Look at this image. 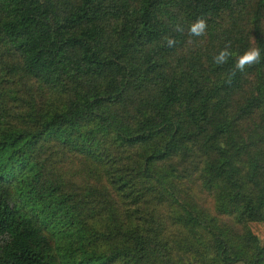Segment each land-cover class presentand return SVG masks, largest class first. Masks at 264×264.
I'll return each mask as SVG.
<instances>
[{"label": "trees", "instance_id": "16d2710c", "mask_svg": "<svg viewBox=\"0 0 264 264\" xmlns=\"http://www.w3.org/2000/svg\"><path fill=\"white\" fill-rule=\"evenodd\" d=\"M0 51V264H264V0H0Z\"/></svg>", "mask_w": 264, "mask_h": 264}, {"label": "clouds", "instance_id": "9594fccd", "mask_svg": "<svg viewBox=\"0 0 264 264\" xmlns=\"http://www.w3.org/2000/svg\"><path fill=\"white\" fill-rule=\"evenodd\" d=\"M207 28V21L203 17L197 18L189 26V35L191 36H202ZM183 28L180 25H177L175 31L183 32ZM166 46L171 48L174 47L177 41L171 37H165ZM229 45H226L223 50L219 52L218 55L214 56V63L217 65H224L228 63L229 58L232 56V53L228 50ZM261 61V52L259 48H250L242 55H239L234 63L233 68L226 74L227 80L226 83H231L232 79L235 77L236 72H244L247 67H251L255 64H258Z\"/></svg>", "mask_w": 264, "mask_h": 264}, {"label": "rangeland", "instance_id": "374dc122", "mask_svg": "<svg viewBox=\"0 0 264 264\" xmlns=\"http://www.w3.org/2000/svg\"><path fill=\"white\" fill-rule=\"evenodd\" d=\"M11 59L5 54V52L0 51V89L2 87L3 90L9 91L13 90L16 87L15 82L17 81V75H13V72H10V67L12 66ZM17 102H21V99L19 97V94H16L12 101L8 102V106H10L12 109L17 110ZM7 106V105H6ZM5 106L4 98L1 95L0 91V128L7 126L9 124H15V122H19V119L15 117L14 111L13 114L7 115V107ZM23 109V108H22ZM22 109L20 108L19 111L22 112ZM18 111V110H17ZM17 122V123H18ZM251 228L255 235L259 239H263L264 237V224L263 223H252Z\"/></svg>", "mask_w": 264, "mask_h": 264}, {"label": "crops", "instance_id": "0c3cea01", "mask_svg": "<svg viewBox=\"0 0 264 264\" xmlns=\"http://www.w3.org/2000/svg\"><path fill=\"white\" fill-rule=\"evenodd\" d=\"M235 264H243V263H240V262H239V263H235Z\"/></svg>", "mask_w": 264, "mask_h": 264}]
</instances>
